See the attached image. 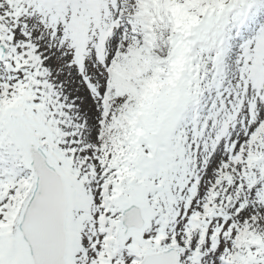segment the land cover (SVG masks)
<instances>
[{
    "label": "snow or ice",
    "instance_id": "6c2138e0",
    "mask_svg": "<svg viewBox=\"0 0 264 264\" xmlns=\"http://www.w3.org/2000/svg\"><path fill=\"white\" fill-rule=\"evenodd\" d=\"M0 264H264V0H0Z\"/></svg>",
    "mask_w": 264,
    "mask_h": 264
}]
</instances>
